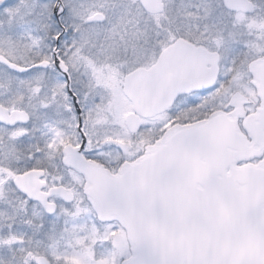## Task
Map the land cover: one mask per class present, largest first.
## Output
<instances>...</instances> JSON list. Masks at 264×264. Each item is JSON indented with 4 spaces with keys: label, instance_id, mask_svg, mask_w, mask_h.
<instances>
[{
    "label": "snow or ice",
    "instance_id": "snow-or-ice-1",
    "mask_svg": "<svg viewBox=\"0 0 264 264\" xmlns=\"http://www.w3.org/2000/svg\"><path fill=\"white\" fill-rule=\"evenodd\" d=\"M0 264H264V0H0Z\"/></svg>",
    "mask_w": 264,
    "mask_h": 264
}]
</instances>
